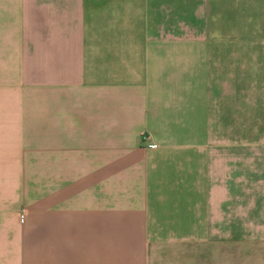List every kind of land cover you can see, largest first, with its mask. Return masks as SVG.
<instances>
[{
	"label": "crops",
	"instance_id": "0c3cea01",
	"mask_svg": "<svg viewBox=\"0 0 264 264\" xmlns=\"http://www.w3.org/2000/svg\"><path fill=\"white\" fill-rule=\"evenodd\" d=\"M238 24L264 0H0V264H264Z\"/></svg>",
	"mask_w": 264,
	"mask_h": 264
},
{
	"label": "rangeland",
	"instance_id": "374dc122",
	"mask_svg": "<svg viewBox=\"0 0 264 264\" xmlns=\"http://www.w3.org/2000/svg\"><path fill=\"white\" fill-rule=\"evenodd\" d=\"M243 21V20H242ZM239 45H243V42L248 39H257L256 37L264 35V25H243L238 24L235 27Z\"/></svg>",
	"mask_w": 264,
	"mask_h": 264
}]
</instances>
